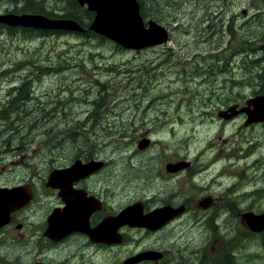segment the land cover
<instances>
[{
	"label": "rangeland",
	"instance_id": "374dc122",
	"mask_svg": "<svg viewBox=\"0 0 264 264\" xmlns=\"http://www.w3.org/2000/svg\"><path fill=\"white\" fill-rule=\"evenodd\" d=\"M140 1L146 22L155 20L170 29L168 46L132 50L92 31L41 35L34 31L33 34L25 32L21 29L23 27L0 24V104L3 106L7 102L6 92L14 84H27L30 90V97L21 113L13 117L8 115L7 120H2V114L0 123L23 125L22 129L14 132L12 139H32L27 146V154L34 155L36 151V154L47 156H64L76 153L79 148H87L90 154L104 159L107 168L101 185L115 197L114 204L120 203L121 206L150 190L175 189L173 180L167 181L160 173L155 174L161 170L162 160L166 159L157 156L198 155L195 160V172L198 174L199 167L201 173L203 167L210 170L208 161H216L218 172H226L231 167L229 163L234 162L228 178L239 192L257 188L264 190V179L259 181L257 178L250 188L241 187L251 181L246 174L249 168L256 171L260 167L261 174H264V147L256 146L248 158L249 154L240 153V147L247 149L245 144H240L246 135L255 134L254 138L260 135V139L263 138L261 143L264 142V128L238 131L237 124L219 121L216 110L208 109L206 114L199 111L200 108L222 107L225 97L212 94L210 90L223 88L226 96L232 91L231 99L243 102L247 96L252 98L260 91L258 82L250 76L248 83L243 84L234 75L231 88L227 90L225 80L218 76L217 80L214 79L216 81H204L201 76L198 82H193L195 85L186 83L187 74H194L198 63L202 65L200 69L218 66L220 69L221 63L216 61L234 54L235 60H243L250 68L251 60L263 57L264 0ZM37 3L45 13L55 18L75 11L80 12V18L85 17L84 12L68 0H0V15L30 13L24 11V7ZM89 20L83 21L86 27L93 18ZM214 50L217 51L211 52ZM206 57L209 61L211 58L216 61L208 63L203 59ZM250 70L255 73L254 65ZM250 70L249 75H253ZM186 84L189 87L185 88ZM194 86L200 88L199 93ZM237 93L240 94L238 99L234 95ZM146 102L153 109L168 106L172 122L168 124L176 123V129L179 128L177 136L185 138V143L161 146L166 132L160 131L154 137L156 146L138 150L137 139L146 131L145 118L151 112L145 115L143 111V115L138 117L135 115ZM179 117L178 122L173 121ZM34 129L38 131L35 133ZM175 132L171 138L175 137ZM157 140H161L160 146ZM239 155L244 159L239 161ZM61 160L59 158V162ZM235 174L240 177H235ZM167 182H171L169 186ZM204 187L202 191L211 192ZM220 188L218 185L217 192ZM193 192H197L194 186ZM196 218L197 214L191 213L177 225L176 234L170 236L171 245L176 246L179 241L187 249L197 247L205 235L204 228L196 229L191 223ZM218 218L216 224L220 226ZM207 229L209 235L202 243L208 244V248L204 246L202 249L204 253L212 254L214 228L209 226ZM194 249L190 254L192 257L196 252ZM168 253L172 254V251ZM112 254H106V264L113 263ZM245 263L263 264L264 258L253 260L249 257Z\"/></svg>",
	"mask_w": 264,
	"mask_h": 264
},
{
	"label": "flooded vegetation",
	"instance_id": "af4514ba",
	"mask_svg": "<svg viewBox=\"0 0 264 264\" xmlns=\"http://www.w3.org/2000/svg\"><path fill=\"white\" fill-rule=\"evenodd\" d=\"M68 1L84 14L91 13L87 5L81 6L77 0ZM93 17L86 27L87 33L92 31L91 25L96 13ZM141 18L144 27L149 28V22L152 20L146 22L142 15ZM161 26L167 33V41L154 47L168 46L171 41L170 29ZM262 51L264 52V44ZM203 59L208 60V63L216 61L213 58L209 61V57ZM216 62L221 63L220 69L218 65L212 69L205 67L200 69L202 65L198 63L196 70L200 71L196 73L195 70L194 74H187L186 83L195 85L193 82H198L201 76L205 78L204 81L222 78L227 84L225 87L227 90L231 88L230 83L234 81V75L240 78L243 84H247L252 76L258 82L260 92L263 91L264 55L262 58L251 60L250 68H247L243 60H235L234 54ZM253 65L255 73L250 70ZM249 70L253 75H249ZM179 87L180 85L177 90ZM186 87L189 85L186 84ZM196 88L199 93L200 88ZM210 92L217 96L221 94L225 101L222 102V107L200 108V112L206 114L208 109L216 110L219 121L237 124L238 131L264 128V122L247 125L248 112L254 111L255 108L246 106L247 101L264 96V93H257L252 98L247 96V99L241 102L231 99L232 91L231 95H224L223 88ZM6 93L7 102L3 106L0 104L2 120L20 114L25 107L24 103L30 97L27 84L22 86L14 84ZM234 95L237 99L240 97L239 93ZM148 104L149 102H146L135 115L138 117L143 115V111L145 115L151 112L149 117L145 118L146 131L137 139L138 150L145 151L156 146L154 137L160 131L166 132V139L161 146L165 144L170 146L181 141L185 143V138L177 136L179 128L176 129V123L168 124L172 123L168 106L153 109ZM179 119L181 118H173V121L178 122ZM22 127L21 123H0V264H106L107 253H113L110 257L113 260L112 264H242V262L247 264L246 258L252 257L253 260L264 258V230L257 231L251 228L250 225H254L255 221L249 219V217L256 219L264 214V190L257 188L254 191L239 192L228 178L234 169V162L229 163L231 167L226 172H218L216 161H208L210 170L207 171V168L203 167L201 173L199 167L198 172L201 174H198L195 172L197 168L195 160L198 155L157 156L166 159L162 160L163 166L159 172L155 171V174L160 173L167 181L173 180L175 189L150 190L121 206L120 203L114 204L115 197L101 185L102 175L107 168L104 159L90 154L87 148L81 150L79 148L80 151L64 156L57 154L47 156L36 154V151L33 152L34 155L27 154V146L32 139L28 140L26 137L12 139L15 136L14 132ZM37 131L34 129L35 133ZM174 132L175 137L171 138ZM254 137L255 134L246 135L245 141L240 143L247 147L246 150L240 147V153L244 151V155L249 154L247 158L254 153L256 146L264 147V142L261 143L263 138L260 139V135ZM240 140L243 141L244 138ZM159 143L161 140H157V145L160 146ZM59 158L63 160L59 162ZM238 159L241 161L244 156L239 155ZM42 163H45V167H42ZM221 164L224 167V163ZM249 165L247 163V167ZM248 170L246 174L251 181L242 184L241 187L253 186L256 178L259 181L264 179L260 167L256 171L253 168ZM256 173L259 176L254 177ZM235 175L240 177L238 174ZM170 183L167 182L166 185L169 186ZM218 185L221 186L220 192H217ZM193 186L197 192H193ZM202 187L205 190L209 188L211 192L202 191ZM128 207H135V215L141 219L153 215L151 226L155 230L142 226L132 227L128 224L118 227L116 220L112 226L102 228L106 220L116 219ZM217 210L220 211L218 214ZM191 213L198 216L191 223L195 224L193 226L196 229L204 228L205 237L209 235L207 228L209 226L214 228L212 254L203 252L204 246L208 248V244L202 243L205 237L197 243L195 249H187L180 245L179 241L176 246L171 245L173 242L170 236L176 234L177 225ZM248 214L253 216L246 218ZM218 216L220 226L216 224ZM157 218L163 220L158 221ZM114 239L115 243H106ZM192 249L193 252L196 251L193 257L190 255ZM169 251H172V254H169Z\"/></svg>",
	"mask_w": 264,
	"mask_h": 264
},
{
	"label": "water",
	"instance_id": "95a60500",
	"mask_svg": "<svg viewBox=\"0 0 264 264\" xmlns=\"http://www.w3.org/2000/svg\"><path fill=\"white\" fill-rule=\"evenodd\" d=\"M77 1L81 6L87 5L90 11L96 13V17L91 25L92 31L114 41L125 49L140 50L148 47H154L167 41V33L165 28L162 26L151 21L149 22V28L146 29L144 27L142 18L139 14L140 6L137 0ZM0 24H5L11 27L32 28L45 31L84 32L82 26L75 20L52 19L41 14L16 15L9 13L0 15ZM246 106L255 108L254 111L248 112L249 120L247 121V125L264 122V96H258L247 101ZM135 211V207H128L116 219L106 220L105 224L102 225V228L112 226L115 220L117 221L116 225L118 227L128 224L132 227L142 226L152 228L151 225L153 223L151 224V222L153 215L141 219L135 215ZM164 213L163 215H165ZM249 216L253 215L248 214L246 218ZM253 218L254 217H249V219L255 221L254 225H250L251 228L257 231L264 230V214L261 217H256V219L254 218L255 220H253ZM160 219H158V221H160ZM256 221L259 223H256ZM152 229L155 230V228ZM106 243H115V239Z\"/></svg>",
	"mask_w": 264,
	"mask_h": 264
},
{
	"label": "trees",
	"instance_id": "16d2710c",
	"mask_svg": "<svg viewBox=\"0 0 264 264\" xmlns=\"http://www.w3.org/2000/svg\"><path fill=\"white\" fill-rule=\"evenodd\" d=\"M29 1V0H28ZM138 2H139V4H140V6H141V10H140V12H141V15H142V11H143V13H144V10H143V7H142V3H141V1L140 0H137ZM24 11H27V12H30V13H37V14H43V15H46V16H49V17H51V18H55V17H52V15H50V14H48V13H45L44 12V9L40 6V4H32V5H29V6H25L24 7V9H23ZM78 10H80V9H78ZM81 11V10H80ZM80 12L79 11H75L74 13H72L71 15H66V16H63V17H58V18H70V19H72V20H75V21H77V22H79L81 25H83V27H85L86 28V25L83 23V21L84 20H86V18H87V20H89V19H92V18H94L93 16H94V14L93 13H90L89 14V12L88 13H86V14H83V15H85V17L84 18H80L81 17V15L79 14ZM90 21V20H89ZM85 22V21H84ZM86 23V22H85ZM25 32H30L31 34H33V30H25ZM41 35H50L51 33H62V32H42V31H40L39 32ZM262 74H263V76H264V69L262 70ZM263 83H264V78H263ZM260 93H264V89H263V91H259L258 92V94H260Z\"/></svg>",
	"mask_w": 264,
	"mask_h": 264
},
{
	"label": "bare ground",
	"instance_id": "6f19581e",
	"mask_svg": "<svg viewBox=\"0 0 264 264\" xmlns=\"http://www.w3.org/2000/svg\"><path fill=\"white\" fill-rule=\"evenodd\" d=\"M138 2V1H137ZM138 4H139V2H138ZM139 6H140V4H139ZM140 10H141V6H140ZM83 26V25H82ZM84 28V32L83 33H85V32H87L86 31V28L85 27H83ZM200 45V44H199ZM214 53V52H213ZM201 57V56H200ZM261 66V65H260ZM212 69V68H211ZM221 74V73H220ZM98 151V150H97ZM91 152V151H90ZM179 247V246H178ZM185 253V252H184ZM200 258V257H199Z\"/></svg>",
	"mask_w": 264,
	"mask_h": 264
}]
</instances>
